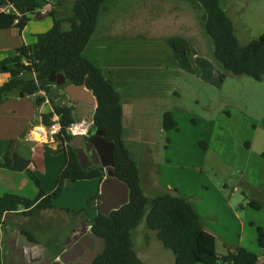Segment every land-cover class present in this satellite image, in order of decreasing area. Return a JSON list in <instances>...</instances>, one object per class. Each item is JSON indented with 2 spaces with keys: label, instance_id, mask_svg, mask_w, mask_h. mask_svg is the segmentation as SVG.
I'll return each instance as SVG.
<instances>
[{
  "label": "rangeland",
  "instance_id": "374dc122",
  "mask_svg": "<svg viewBox=\"0 0 264 264\" xmlns=\"http://www.w3.org/2000/svg\"><path fill=\"white\" fill-rule=\"evenodd\" d=\"M221 2L242 45L264 32V0ZM73 3H64L59 9L61 17L71 14ZM106 6L87 58L114 83L124 105L129 106L124 116V143L140 166L144 194L154 198L170 193L188 199L204 227L216 237L219 254L227 253L226 245L264 254L256 230L264 228V209L250 206L248 201L256 197L237 169H244L249 160V143L254 150L250 152L258 154L252 168L264 183V80L234 76L214 64L213 44L201 24V13L187 0H112ZM47 9L46 18L30 16L28 38L37 41L38 34L52 28V6ZM64 27L69 28L67 24ZM175 41L186 47L191 68L188 59L173 49ZM172 53L185 61L172 65L174 60L177 63ZM56 93L67 95L64 89ZM136 93L139 101L131 99ZM61 102L74 107L79 122L92 128L96 110L73 103L68 95ZM43 111L48 112L49 107ZM167 112H172L178 123L174 130H164ZM47 147L53 151L59 148ZM43 162L45 170L37 175L49 193L66 165V155L48 150ZM0 182L1 195L19 194L11 180L0 177ZM94 185L95 181L65 182L54 210L34 217L7 218L2 227L4 263L51 264L72 230L83 227L84 221L72 218L64 209L92 210L88 220L96 216L99 202L91 208L87 204L95 194ZM37 193L33 185L20 196L35 199ZM23 229L32 240L22 234ZM132 239L137 256L146 264H175L174 254L146 227L145 219Z\"/></svg>",
  "mask_w": 264,
  "mask_h": 264
},
{
  "label": "trees",
  "instance_id": "16d2710c",
  "mask_svg": "<svg viewBox=\"0 0 264 264\" xmlns=\"http://www.w3.org/2000/svg\"><path fill=\"white\" fill-rule=\"evenodd\" d=\"M68 0H56L50 17L52 28L37 35L34 44L24 45L15 50L12 57L0 62V74H9L6 82L0 85V107L11 94L21 98L36 96V104L42 106L49 102L52 111L41 115L42 124L48 127L54 114L61 117L62 130L74 123V107L63 105L61 98L67 95L56 93L66 85H82L93 92L99 106L93 122L96 129L103 130L106 139L116 145V177L130 189L129 203L108 216L100 209L96 216L88 220L87 210L64 209L72 218L91 226L92 232L103 238L106 249L96 264H146L136 254L132 239L133 232L145 219L146 227L155 233L163 247L172 251L175 264H261L260 257L243 247L232 249L225 246L226 254L217 251L216 237L208 232L195 206L186 198L164 193L154 198L147 197L141 187L140 166L124 143V108L121 93L103 71L87 58V50L96 36L99 18L107 10L106 4L112 0H74L71 14L61 17L59 9ZM192 9L201 13V24L212 42V60L223 71L234 76H249L256 81L264 80V32L257 38L242 45L237 37L234 22L224 9L221 0H187ZM48 0H0V31L16 29L21 33L29 26L32 15L40 16L39 10ZM67 24L69 28H65ZM173 49L180 55L188 56L186 47L178 41ZM29 62V66L25 65ZM63 74L67 80L62 87L49 83L47 78L53 74ZM164 130L177 128L178 123L172 112L164 114ZM73 136L66 135L63 145L50 152L65 153L66 165L59 173L53 191L46 192L42 181L31 169L28 176L39 190L35 199L16 194H0V264H5L2 251V227L12 216L34 217L43 211L54 210V202L62 196L65 182L105 180L97 168L84 170L79 162L77 150L73 148ZM16 141H11L5 161L14 171L13 153ZM99 193L91 197L88 207L99 202ZM261 210L257 201L249 203ZM254 225V224H253ZM257 241L264 251V228L257 227ZM27 238L32 235L22 230ZM60 248V247H59ZM55 254L54 260L63 252ZM53 260V262H54ZM52 262V263H53Z\"/></svg>",
  "mask_w": 264,
  "mask_h": 264
},
{
  "label": "crops",
  "instance_id": "0c3cea01",
  "mask_svg": "<svg viewBox=\"0 0 264 264\" xmlns=\"http://www.w3.org/2000/svg\"><path fill=\"white\" fill-rule=\"evenodd\" d=\"M49 3L54 4L55 1L48 0V3L44 4L42 9L39 10V13L43 18H46V14L48 12L47 11L48 5L51 7ZM34 16H37V15H34ZM29 28L30 26H28L24 30V32L21 34L16 29L0 31V62L6 58L14 56L15 50L17 48L24 46V45H30V44L32 45L36 43V41L33 38L27 37L26 33L29 31ZM172 54L175 57V59H177L176 61L177 63H175V60H174V63H172V65L181 64L182 61H185V59L184 60L181 59L180 55L176 54L177 55L176 56L174 53ZM186 58L188 59L186 63H188L189 68H191L189 57H186ZM9 77H10L9 74H0V85L6 82ZM138 94L137 93L134 94L133 95L134 97H132L131 99H137L139 101V98L137 97ZM122 98H123V108H124V116H125L126 107H129V106L124 105V97L122 96ZM45 106L49 107L48 112L43 111V108ZM50 111H52V108L48 101L44 103L42 106H38L36 104V96L21 98L19 97L18 94H11L8 100L0 107V177H3L4 179L7 178L8 180H11L14 183L15 189L19 191V194L17 192H13L14 194L16 193L18 195H21V193L25 189L30 188V186H33V185L35 186V184L31 180V178L28 176L27 172H18L16 170L12 171L8 168L7 163L5 161V155L7 154L9 150L10 142L16 141L14 145L13 156L15 153H17L23 159L30 161V167L28 169H31L36 174L40 170L44 171L45 170L44 162L42 163V160L45 157V153L48 152V147L46 143V138L44 135H42L39 129L45 128L41 121L42 120L41 115L44 113H49ZM139 119L140 118H138V120ZM139 121L141 123L143 122L141 119ZM123 126H124V120H123ZM31 127H32L31 131L28 132V129H30ZM125 129L126 128L124 127V136H125V131H126ZM33 131H36L39 137L41 136L39 140H37L35 137L31 135ZM247 147H248L247 148L248 150L246 152L247 154L250 153L249 160H247V163H245L244 169L238 168V167L237 169H239L240 174H242L243 176L242 178L243 183L245 182V184L248 185L247 187L250 189L249 191L252 192L253 196L256 197L254 200H250L248 202L249 203L252 201L259 202L262 206L261 211H263L264 209V183L259 182L260 178L255 174V168H252V165H251L253 158H258V157H255V156H258V154L256 153L257 154L256 155L254 153H251L252 151L254 152V150L249 143L247 144ZM261 155L264 156V152ZM13 164H14V159H13ZM257 168L259 169L258 163H257ZM259 174L262 179V175L260 172ZM90 181L96 182V185H94L95 186L94 195L100 193L101 185L103 182L101 183V181L99 180H90ZM66 182H70V181H66ZM0 185H1V182H0ZM4 188L7 189V187H4ZM37 192H39L38 189H37ZM257 197H260V199L257 200ZM88 201L89 199L87 200V202ZM90 211L92 210L88 209V212ZM205 229L210 232V230H208L207 228ZM259 257H260L261 264H264V260H261L262 257L264 258V254H260Z\"/></svg>",
  "mask_w": 264,
  "mask_h": 264
},
{
  "label": "water",
  "instance_id": "95a60500",
  "mask_svg": "<svg viewBox=\"0 0 264 264\" xmlns=\"http://www.w3.org/2000/svg\"><path fill=\"white\" fill-rule=\"evenodd\" d=\"M47 80L49 83L55 84L58 87L64 86L67 82L63 74L56 73L51 74ZM64 92L70 97L73 103L94 110L99 106L98 100L87 87L86 83L82 85H66L64 87ZM73 115L76 123H78L79 120L76 118L74 109ZM85 139H87L86 135L75 136L72 141L73 148L77 150L79 162L84 170H90L87 164H89L91 156L95 157V159L102 158V162L95 160L96 165L101 164V167L97 169L105 176V180L101 185L99 209L103 215L108 216L112 211L119 210L129 203L130 189L124 182L120 181L113 172L116 165L115 143L106 139L103 130H99L93 138L83 143ZM104 158H106V161ZM13 159L14 169L18 172H25L30 167V161L23 159L17 153L14 154ZM83 225L84 232L87 233L89 228H87L86 224ZM85 237H87L92 244L89 250L94 252V257H96L97 254H101L106 248L105 240L97 234L92 233L90 236L86 235ZM94 245L95 249L93 248ZM65 246L67 247V245ZM64 255L65 254H62L59 260L54 261L52 264H69L68 261L64 260Z\"/></svg>",
  "mask_w": 264,
  "mask_h": 264
},
{
  "label": "flooded vegetation",
  "instance_id": "af4514ba",
  "mask_svg": "<svg viewBox=\"0 0 264 264\" xmlns=\"http://www.w3.org/2000/svg\"><path fill=\"white\" fill-rule=\"evenodd\" d=\"M99 130L100 129H96L94 122H93L92 128H89L88 133L86 135L87 139H85L83 141V143L87 142L88 140L93 138ZM105 137H106V134H105ZM95 160L102 162V158L95 159V157L91 156L90 162H89V164H87L88 168L95 169V168L101 167V164L96 165ZM104 160L106 161V158H104ZM98 204H100V202ZM105 204H106V202H105ZM83 224H86L87 228L88 227L90 228L87 233L84 232V225ZM82 226L83 227L81 229L74 228L72 230L71 235L66 239V241L64 243L63 252L60 254V256L62 254H65L64 260L68 261L69 264H86V263L87 264H96L97 261L100 259V257L103 255L106 248L104 249V251L101 254H97V256L94 257V255H93L94 252H91L89 250L90 247L92 246V244L89 241V239L87 237H85L86 235L90 236L94 232H92L91 226H89L86 222H82ZM65 245H67V247ZM93 248L95 249V245ZM60 256H58L56 259L59 260ZM51 264H52V262H51Z\"/></svg>",
  "mask_w": 264,
  "mask_h": 264
},
{
  "label": "built area",
  "instance_id": "2783aa9c",
  "mask_svg": "<svg viewBox=\"0 0 264 264\" xmlns=\"http://www.w3.org/2000/svg\"><path fill=\"white\" fill-rule=\"evenodd\" d=\"M25 65L29 66L30 64L29 62H25ZM88 130L89 128H86L85 122H78L72 124L64 134L62 130L61 117L58 114H54L51 125L45 127L41 133L45 136L47 144L60 147V145H63V142L66 140V135L73 137L78 135H87Z\"/></svg>",
  "mask_w": 264,
  "mask_h": 264
},
{
  "label": "clouds",
  "instance_id": "9594fccd",
  "mask_svg": "<svg viewBox=\"0 0 264 264\" xmlns=\"http://www.w3.org/2000/svg\"><path fill=\"white\" fill-rule=\"evenodd\" d=\"M39 131H43V128H40ZM74 134H75V133H74ZM31 135H32L33 137H35L37 140L40 139V137L37 135V132H36V131H33V132L31 133Z\"/></svg>",
  "mask_w": 264,
  "mask_h": 264
},
{
  "label": "bare ground",
  "instance_id": "6f19581e",
  "mask_svg": "<svg viewBox=\"0 0 264 264\" xmlns=\"http://www.w3.org/2000/svg\"><path fill=\"white\" fill-rule=\"evenodd\" d=\"M40 138H41V136H40Z\"/></svg>",
  "mask_w": 264,
  "mask_h": 264
}]
</instances>
